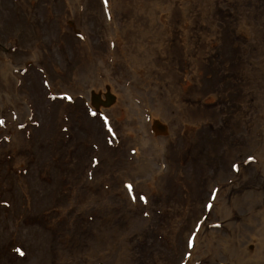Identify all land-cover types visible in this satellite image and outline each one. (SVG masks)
Listing matches in <instances>:
<instances>
[{
	"label": "rangeland",
	"instance_id": "obj_1",
	"mask_svg": "<svg viewBox=\"0 0 264 264\" xmlns=\"http://www.w3.org/2000/svg\"><path fill=\"white\" fill-rule=\"evenodd\" d=\"M140 1L0 0L18 75L0 88V264L256 263L236 239L264 223V0ZM110 13L156 34L126 49ZM152 44L144 75L133 52ZM129 103L158 136L126 124ZM138 138L158 184L127 172Z\"/></svg>",
	"mask_w": 264,
	"mask_h": 264
},
{
	"label": "bare ground",
	"instance_id": "obj_2",
	"mask_svg": "<svg viewBox=\"0 0 264 264\" xmlns=\"http://www.w3.org/2000/svg\"><path fill=\"white\" fill-rule=\"evenodd\" d=\"M111 1H113V2L115 1V3H116V2H119L120 0H111ZM111 1L107 0V6L108 7L112 6ZM143 1H150V0H143ZM140 2H142V0ZM119 3L121 5V7L125 8L124 2H119ZM143 7L144 6L141 5V8H143ZM109 15H110L109 24L111 25L110 31L112 32V34L109 32L110 38L114 39L116 42H120L121 37L124 38L126 35L129 36V38L125 40V42L127 44L126 49L128 47H132V44L138 45L139 42H140V44L146 43L145 39L149 40L150 35L156 34L155 29L152 31L150 29H146V31H144V32L137 31V34H134V32L132 34L131 32L127 31V29H130L129 27H131V25H129L130 22H128V23L126 22L120 29L115 28L112 26L113 22H114L112 14L110 13ZM136 15L138 16V14H136ZM143 16H145V14ZM145 19L146 18H144L143 20L141 19V21L144 22ZM131 22H132V20H131ZM146 44H147L146 46H148V43H146ZM154 45L152 44V47L147 48V52H148L147 56L145 55L144 57H141L139 59H138V56L133 52V63L136 64L137 66L141 67L140 69L138 68L140 70L139 72H143L144 75L147 73L148 69L149 70L151 69V67L156 69V65L153 64L154 58H152V57L159 51H158V47H154ZM120 49H121V51H125L124 48L120 47ZM1 64L4 65V69L7 68L8 71L10 70V74L8 73V76L7 75L5 76L3 74L4 71L0 69V72H2V74H1L2 80L0 81V88L1 87L6 88V89L11 88V92L16 91L15 87H16L17 76H18L16 71H14V69H12L9 66V63H6L3 60V57L0 58V68H3ZM93 65H94V63L91 64V67H93ZM135 69L137 70V67H135ZM86 70L87 69H86V67H84V64H83V67H79L78 70L74 73L75 80L78 82L90 81V77L87 76L89 73H87ZM116 87L119 88L118 85H116ZM117 88H115L114 84L110 85V89H112V91L118 90ZM12 96H14L15 98L14 97L11 98L10 103H12V104H9V105L14 104L13 105L14 117H16V119L18 117L20 118L22 116L24 118L27 117V115L29 113L28 112L29 108L26 104V100H24L21 97L15 96V93L14 94L12 93ZM21 103H23V105ZM128 105H130V107H128V109H126V110H123V111H125L126 114L129 111V115H127L128 118H127V120H125L126 124L128 126L136 124V126L139 129H142L143 127H145L146 129L149 130V132H151L152 137L158 136V134H160L161 129L158 128V126H156L154 123V120L156 117H155V113L153 110L151 111L150 119L147 123L145 120H142V118L140 117V113L144 112V107L141 106L142 112H140L138 110V108H137V110H135L136 107L133 106L131 103H129ZM134 111H136V113ZM121 113H122V111H121ZM130 115H131V117H130ZM27 120H28V118H27ZM18 123H21V121ZM263 131H264V126H263ZM125 137L128 139L129 143H130V139L134 138V136L131 134H127ZM135 139H137V135H135ZM138 142H139V148H138L139 152L136 151V153L134 154V156L132 158V163H134V165H133L134 169L128 168L127 172H130V174H133V175L136 174L137 176L142 177L143 179H145L144 181L147 183L158 184L160 182V178L157 175V172H156L157 170H155L152 163L147 164V165H146L147 162L143 163L144 155L142 154V152H140L143 150L142 147H144V145H146L147 142L143 139L139 140V138H138ZM149 150H153V149H149ZM153 153H154V155H158L157 152H153ZM153 153H149L148 157L150 159L152 158ZM132 163L129 165L131 168H132ZM263 170H264V167H263ZM236 240H237L238 244L240 245V249H241V246L245 247V248H247V247L249 248L251 246H252V248L254 247L253 248L254 252H253L252 257H253V259L256 260L255 264H264V223H258L256 221H251V223H249L248 227H245V234H243L242 237L237 238ZM228 243H229V241H228ZM230 246H232L231 249L233 250V255L229 254L228 258L232 259V257L235 256L234 253L238 250V247L235 246L234 244H232ZM226 247L228 250L227 245H226ZM195 248L193 249V251L195 250ZM248 248H247V254H249Z\"/></svg>",
	"mask_w": 264,
	"mask_h": 264
},
{
	"label": "snow or ice",
	"instance_id": "obj_3",
	"mask_svg": "<svg viewBox=\"0 0 264 264\" xmlns=\"http://www.w3.org/2000/svg\"><path fill=\"white\" fill-rule=\"evenodd\" d=\"M251 159V158H250Z\"/></svg>",
	"mask_w": 264,
	"mask_h": 264
}]
</instances>
